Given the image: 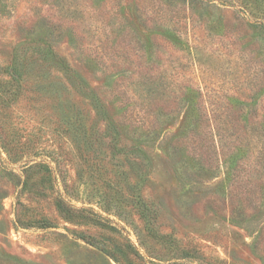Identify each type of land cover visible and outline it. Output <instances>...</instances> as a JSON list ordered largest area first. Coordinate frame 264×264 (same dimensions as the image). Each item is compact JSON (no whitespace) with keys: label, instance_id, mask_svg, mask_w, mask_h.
<instances>
[{"label":"rangeland","instance_id":"obj_1","mask_svg":"<svg viewBox=\"0 0 264 264\" xmlns=\"http://www.w3.org/2000/svg\"><path fill=\"white\" fill-rule=\"evenodd\" d=\"M247 3L0 0V264H264Z\"/></svg>","mask_w":264,"mask_h":264},{"label":"trees","instance_id":"obj_2","mask_svg":"<svg viewBox=\"0 0 264 264\" xmlns=\"http://www.w3.org/2000/svg\"><path fill=\"white\" fill-rule=\"evenodd\" d=\"M201 1H212V2H216V1H222V0H201ZM243 3L247 6V0H243ZM245 7V6H244ZM227 120H228V118H227ZM225 123H227V125H230V124H236L235 122H234V120L232 121L230 118H229V120L227 121V122H225ZM221 126V125H220ZM219 128H221V127H219ZM229 137H232V135H230V134H228V133H225V131L222 129V138H220V140L222 139V146L223 145H226V143L225 142H227V140H228V138ZM232 140V139H231ZM232 147L234 148L235 147V145H236V142L235 141H232Z\"/></svg>","mask_w":264,"mask_h":264}]
</instances>
